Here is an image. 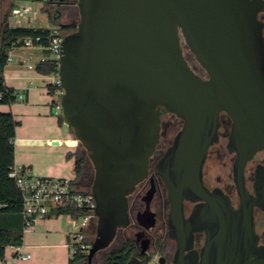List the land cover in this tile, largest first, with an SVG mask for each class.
Here are the masks:
<instances>
[{
    "label": "water",
    "instance_id": "water-1",
    "mask_svg": "<svg viewBox=\"0 0 264 264\" xmlns=\"http://www.w3.org/2000/svg\"><path fill=\"white\" fill-rule=\"evenodd\" d=\"M80 18L63 41L59 76L64 122L95 166L93 256L130 222L129 194L144 179L161 140L163 111L184 120L157 167L169 190L174 264H264L253 208L263 205L264 174L253 195L245 166L264 148L262 0H77ZM183 40L210 73L202 76ZM234 119L236 208L203 170L219 138L220 114ZM203 200L190 217L185 200ZM207 231L202 253L194 232ZM188 250V251H187ZM115 264H123L115 260Z\"/></svg>",
    "mask_w": 264,
    "mask_h": 264
},
{
    "label": "flooded vegetation",
    "instance_id": "flooded-vegetation-1",
    "mask_svg": "<svg viewBox=\"0 0 264 264\" xmlns=\"http://www.w3.org/2000/svg\"><path fill=\"white\" fill-rule=\"evenodd\" d=\"M53 1H56L58 4L54 17L62 18L63 15H70V10L64 13V9L61 10L60 6L64 5L70 7L73 6L74 3L64 2L65 0ZM16 4H18L17 0H0V71L4 68V73L7 65L3 66L5 62L6 29L8 26H14L12 21V10ZM258 19L262 24L264 34V0H262L261 8L258 11ZM77 22L78 19L73 18L72 21L59 22L57 24L76 25ZM192 66L196 68L202 76L210 77V73L201 64L196 54ZM165 112L166 111H163V113ZM172 114L179 118L182 123V128L184 120L176 114ZM220 121L219 138L211 144L209 148L207 159L204 164L203 178L205 184L211 190L221 188L230 196L233 205L238 208L241 205L242 198L238 191L234 171L237 152L230 150L229 147L234 119L228 111L222 110ZM168 124H170V122H165L162 119L161 138ZM160 143L161 140L150 158L147 176L142 179L137 184L136 188L129 194L130 222L127 226L119 227L116 234V236L120 235L121 238H123V242L120 247L112 251H121L120 255L122 256V260H116L121 261L123 264H151L153 259H158V264H174L178 254L179 243L171 236L169 226L171 211L169 190L162 175L158 172L157 167L162 154L169 145L165 149H159ZM217 167H223L221 173H215ZM263 174L264 148L257 150L254 155L248 159L245 166V182L248 190L253 195H257L255 184L259 182ZM200 202H203V200H185L186 217H190L193 214ZM253 214L255 230L258 235V243L264 246V200L263 205H254ZM95 223H97V221L95 219L92 220L91 224L94 225ZM207 235L208 233L204 229H198L194 232L193 248L199 251L200 257Z\"/></svg>",
    "mask_w": 264,
    "mask_h": 264
},
{
    "label": "crops",
    "instance_id": "crops-1",
    "mask_svg": "<svg viewBox=\"0 0 264 264\" xmlns=\"http://www.w3.org/2000/svg\"><path fill=\"white\" fill-rule=\"evenodd\" d=\"M12 65V62L7 63L5 68L6 84L24 97L0 104V110L12 111L20 121L16 129L15 161L28 165L40 175L74 178L75 157L68 153L76 150L77 138L71 127L60 121V114L55 113L54 104L59 93L50 91L54 73H42L37 67L25 69ZM20 226L15 225V228L22 231V224ZM71 229L72 220L67 213L40 217L31 230H23V252L31 256L13 260L15 249L9 244L0 257V264H69Z\"/></svg>",
    "mask_w": 264,
    "mask_h": 264
},
{
    "label": "built area",
    "instance_id": "built-area-1",
    "mask_svg": "<svg viewBox=\"0 0 264 264\" xmlns=\"http://www.w3.org/2000/svg\"><path fill=\"white\" fill-rule=\"evenodd\" d=\"M34 6L30 4V0L18 1L13 7L12 15L17 16L15 25H23L22 18L29 19L30 13ZM67 33L62 30L61 25L50 27L47 35L39 33L25 38L23 41L18 40L13 42L10 47L8 63L13 62L14 52L20 50L22 53H27L28 49H41L49 51L51 57H42L41 60L56 59L59 57L62 49V41ZM23 63L27 68L33 69L37 66L33 62V55L25 57ZM59 67V66H58ZM51 84L58 87L59 97L56 98L54 110L56 114L62 113L61 96L64 92L62 81L59 76V70L54 73V78ZM18 98H23L24 94L17 92ZM9 176L13 178L20 189L23 196V224L24 232L33 228L38 218L57 213L54 210L56 204L62 201H73L81 208L78 215L67 213L74 221L78 231L73 233V241L71 243L70 256L73 257L78 251H88L92 243H89L86 238L88 235V227L92 220L97 221L96 215V199L91 190L84 191L76 188L74 178L69 176H46L36 173L31 167L26 164L14 162L9 171ZM15 249L13 260L19 258L27 259L31 253L23 252L22 243L11 244Z\"/></svg>",
    "mask_w": 264,
    "mask_h": 264
},
{
    "label": "trees",
    "instance_id": "trees-1",
    "mask_svg": "<svg viewBox=\"0 0 264 264\" xmlns=\"http://www.w3.org/2000/svg\"><path fill=\"white\" fill-rule=\"evenodd\" d=\"M26 1V0H17ZM38 1V0H30ZM53 1V0H48ZM64 2L73 3L72 0ZM65 33L73 30L76 25L60 24ZM50 27L32 26V25H14L8 26L6 29L5 43V66L8 62L10 47L13 42L37 35L39 33L47 35ZM59 61L56 59L41 60L37 63V69L46 74L55 73L59 70ZM50 91L52 94L58 92V87L50 83ZM17 92L14 88L6 84L4 68L0 71V104L12 103L18 100ZM60 121H64L63 114L59 115ZM20 121L15 117L12 111H0V257L6 252V247L12 243H22L23 230L18 231L15 228H20L23 225V196L18 188L15 180L9 176L11 166L15 162V138L16 129ZM69 156L75 157L74 183L76 188L84 191L91 190V186L84 181L85 166L89 159V155L85 147H78L75 151H70ZM54 210L57 213H73L78 215L81 208L73 201H62L55 205ZM97 219V218H96ZM21 220V223H20ZM18 222L20 223L19 225ZM88 235L86 240L92 243V236L96 233V223L90 225L87 229ZM121 251H111L107 257V264H115V260H122ZM69 264H89V252L80 250L73 257H70Z\"/></svg>",
    "mask_w": 264,
    "mask_h": 264
},
{
    "label": "rangeland",
    "instance_id": "rangeland-1",
    "mask_svg": "<svg viewBox=\"0 0 264 264\" xmlns=\"http://www.w3.org/2000/svg\"><path fill=\"white\" fill-rule=\"evenodd\" d=\"M74 1V5L73 6H60L61 10L64 9V13L67 11H71L70 15H63V17H59L56 18L54 17V13L57 9V2L55 1H48V0H38V1H30V4H32L34 6L32 12L30 13V17L29 19L22 18V24L23 25H32V26H42V27H54L55 25H59L57 23L59 22H69L72 21L73 18H77L79 20L80 18V12H79V7L77 5V0H72ZM68 16V17H66ZM17 16H13L12 15V21L13 24L15 25L17 22ZM54 18V19H53ZM1 20V17H0ZM55 21V22H54ZM56 23V24H55ZM183 47H184V53L186 55V57L189 59L190 63L192 64V62L195 60V54L193 53V51L190 49L188 43L183 40ZM33 55V62L36 64V62L40 61L42 57H47L50 58L52 55L49 51H42L41 49H28L27 53H22L20 50H17L14 52V60H13V67H24L25 69H27L26 64L23 63V59L25 57H29V55ZM20 99V98H19ZM162 119L165 122H170V124H168V127H165L164 129V135L161 138V143L159 145V149H165L169 143L172 141V139L174 138L175 134L177 133V131L181 128V121L179 120V118H177L175 115H173L172 113L169 112H165L163 113ZM72 133L74 134L73 129L71 128ZM76 138V136H75ZM84 147L78 140H77V147ZM223 170V167H217L215 169V173H221ZM95 177V166L93 161L91 160V158L89 157V159L86 162V166H85V174H84V181L85 183L90 184V186L93 183ZM72 220V229L70 231V239H69V246L68 249L69 251L71 250L72 246L71 243L73 241V233L78 231V229H76L75 227V221L71 218ZM96 236V233L94 234V236H92V240L94 241ZM123 242V238H121L120 235L116 236L114 238V240L112 241V243L106 247L103 248L101 250H99L92 259V264H107V257L109 255V253L120 247V245H122ZM89 252V250H88ZM151 264H158V259H153Z\"/></svg>",
    "mask_w": 264,
    "mask_h": 264
}]
</instances>
